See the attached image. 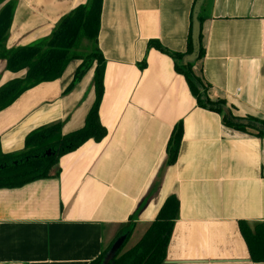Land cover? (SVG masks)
Returning <instances> with one entry per match:
<instances>
[{"label": "crops", "instance_id": "1", "mask_svg": "<svg viewBox=\"0 0 264 264\" xmlns=\"http://www.w3.org/2000/svg\"><path fill=\"white\" fill-rule=\"evenodd\" d=\"M197 0H103L97 45L104 61L99 108L107 137L62 157L58 176L0 190V264H90L113 243L135 247L164 202L180 204L165 264H256L239 222L264 223V139L223 125L198 107L158 42L185 54ZM89 0H20L8 51L48 39ZM1 10V8H0ZM204 57L195 73L235 116L264 119V0H205ZM96 60H71L0 112V149L25 150L34 131L84 129L96 99ZM0 59V88L23 79ZM183 137L175 165L167 147Z\"/></svg>", "mask_w": 264, "mask_h": 264}, {"label": "trees", "instance_id": "2", "mask_svg": "<svg viewBox=\"0 0 264 264\" xmlns=\"http://www.w3.org/2000/svg\"><path fill=\"white\" fill-rule=\"evenodd\" d=\"M19 2L20 0H0V59L6 61L7 71H26V75L23 79L11 81L0 88V112L31 88L60 79L66 63L71 60L97 61L94 80L97 99L81 131L62 136V125L52 124L31 133L26 139L25 150L20 153L4 155L0 149V190L19 189L58 176L55 169L62 157L77 151L89 141L101 143L108 135L99 117L104 94L105 61L98 50L97 40L103 0H89L87 5L64 17L48 39L29 47L8 51L6 42ZM199 20L202 23L201 15ZM83 40L93 44L94 52L90 55L77 54ZM149 48H154L173 59L176 73L185 78L199 108L222 116L223 125L227 128L264 139V119L237 117L226 101L210 98V85L195 73L196 64L204 57L202 47L197 62L187 66L183 64L184 57L193 52L192 26L185 54L171 53L158 42H150ZM182 137L183 127L179 124L173 131L167 147L168 167L175 165L178 160ZM179 210L177 198L169 197L139 243L124 252L130 236L128 233L123 245L108 264H165ZM239 227L248 247L250 260L256 264H264V223L251 226L241 221ZM113 245L114 243L90 264H106V257Z\"/></svg>", "mask_w": 264, "mask_h": 264}, {"label": "water", "instance_id": "3", "mask_svg": "<svg viewBox=\"0 0 264 264\" xmlns=\"http://www.w3.org/2000/svg\"><path fill=\"white\" fill-rule=\"evenodd\" d=\"M205 0H197L193 9L192 15V46L193 52L190 55H187L183 59V64L185 66L195 63L200 58V50H201V23L199 20L202 7L204 5ZM125 241V238L120 239L114 243L110 252L108 253L105 263L108 264L113 259L114 254L121 248Z\"/></svg>", "mask_w": 264, "mask_h": 264}, {"label": "rangeland", "instance_id": "4", "mask_svg": "<svg viewBox=\"0 0 264 264\" xmlns=\"http://www.w3.org/2000/svg\"><path fill=\"white\" fill-rule=\"evenodd\" d=\"M94 52L93 44L87 40H83L81 42L79 50H77V54H82L84 56L90 55Z\"/></svg>", "mask_w": 264, "mask_h": 264}]
</instances>
